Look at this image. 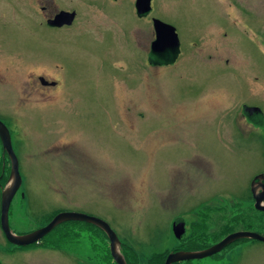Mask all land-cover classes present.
<instances>
[{"label": "rangeland", "instance_id": "obj_1", "mask_svg": "<svg viewBox=\"0 0 264 264\" xmlns=\"http://www.w3.org/2000/svg\"><path fill=\"white\" fill-rule=\"evenodd\" d=\"M49 2L0 0V121L22 178L11 231L33 232L60 212L93 216L139 264L180 243L179 218L189 252L223 238L222 218L264 235L250 193L264 170V126L240 116L247 106L264 122V0H152L150 17L175 29L180 52L157 67L146 62L150 17L138 18L134 0H64L78 3V22L59 29L38 25ZM45 72L56 89L38 82ZM79 159L87 173L76 172ZM82 225L23 248L0 228V264H106L103 232ZM189 264H264V243Z\"/></svg>", "mask_w": 264, "mask_h": 264}, {"label": "water", "instance_id": "obj_2", "mask_svg": "<svg viewBox=\"0 0 264 264\" xmlns=\"http://www.w3.org/2000/svg\"><path fill=\"white\" fill-rule=\"evenodd\" d=\"M151 0H136L135 1V9L136 13L139 16L146 15L150 12ZM70 20L73 19L74 14H69ZM154 30L156 38L152 43V52H157L164 50L166 48L172 47L179 49L178 37L175 33V29L169 25L164 24L159 20H154ZM0 141L2 145L3 154L5 153L10 162V173L5 185L1 188L0 195V228L6 238V240L17 247H26L33 244L38 243L42 238H44L47 234H49L54 228L59 226L60 224L77 221V222H85L97 227L101 230L108 239L109 242V253L112 257L115 264H127L126 260L121 252V242L116 235V233L111 229V227L103 220L88 216L85 214H78L72 212H60L56 214L52 220L43 226L42 228L35 230L33 232L24 234V235H16L14 234L9 226V209L11 202L18 192L22 179L19 172V164L18 159L13 151L11 144V136L7 126L0 121ZM264 177L256 176L251 181L250 192L254 199V208L257 211L264 212V193L256 194L254 191V184L256 181L261 180ZM181 221V222H180ZM180 222V223H177ZM172 231L174 237L177 240H180L185 236V222L183 220L176 219L172 225ZM239 240H253L264 243V235L253 231H235L220 241L215 243L214 245L195 252H175L169 253L164 261V264H174L176 262L181 261H191V260H199L207 257H211L214 254H217L223 251L226 247L231 245L234 242Z\"/></svg>", "mask_w": 264, "mask_h": 264}, {"label": "flooded vegetation", "instance_id": "obj_3", "mask_svg": "<svg viewBox=\"0 0 264 264\" xmlns=\"http://www.w3.org/2000/svg\"><path fill=\"white\" fill-rule=\"evenodd\" d=\"M67 1H69V0H67ZM107 1H109V2H119V0H107ZM135 1L136 0H134V10H135ZM70 2H71V0H70ZM77 4L78 3H74L73 6H71V7H74V5H77ZM66 5H67V3L64 2V0H50V2L48 3V5L46 7L41 8V10H42L41 14L40 15L38 14L39 15V19H40V22L38 23V25L39 26L45 25V26H47L48 28H51V29L52 28H54V29L70 28L71 26H73L76 22H78L77 10L73 9L71 7H68ZM150 5H151V10L146 15L139 16V15H137L136 10H135V14L138 16V18H148V17H150V15L152 14V11H153L152 0H151V4ZM68 8H70L71 10H68ZM69 14H74L73 19L70 20V17L68 16ZM154 20H155L154 17H150V22H151L152 29H153V40H152L149 48L145 49V50H147L146 51L147 52L146 55H149V58L146 60V62L148 61L151 64V66H153V67H157V66H159L161 64H164L167 61H170V62H172V64H175L178 61V58L180 56L179 49L169 47V48H166L164 50L157 51V52L156 51L152 52V50H151L152 49V43L154 42V40L156 38L155 30H154V23H153ZM168 57H170L169 60H167ZM45 73H46L45 76L37 75L38 82L45 88L56 89L58 87L57 81L53 78V76L50 73H48V72H45ZM240 112H241V115H240L241 116V120L245 121V123L248 126H250L252 130H256L261 125L264 126L263 119L260 116L259 111L256 110L255 108L242 106ZM0 151H1V157H0V190H1V187H2V173H3L2 164L4 162V159L8 160L7 157H4L6 155L3 154L1 141H0ZM84 160L86 161V163H85V165H82ZM84 160L83 161L81 159L78 160L79 168H81L83 170L84 169H90L92 167V165L89 164L90 162H88L86 159H84ZM83 170L76 171V172L77 173H87V170H84V171ZM52 171H53V169H52ZM256 176L264 177V170L261 171V172L256 173L252 177V180ZM254 191H255L256 194H259V193H262V192L264 193V178L263 179L261 178V180H259V181L257 180L256 181V183L254 184ZM251 198H252L253 208H254V199L252 197V194H251ZM263 204H264V202H263ZM173 220H172V222H173ZM172 222H171V224H172ZM180 222H177V223H180ZM82 223L84 225L87 224L85 222H82ZM192 224L193 223L191 222L190 225H189V229L190 230H192V227H191ZM87 225H90V224H87ZM91 230L93 232H97V233H99V231H100L95 226H94V228H91ZM187 230H188V223L186 221L185 222V236L183 238H181L180 240H178V241H180V243L176 247H174L172 249V251H168V254L169 253H175V252H188V245H190V242L192 241L191 239L193 238V236L190 235L189 237H187V234H188ZM225 236L226 235H223L222 237L224 238ZM104 237H105V240H106V243H107V247L105 246V250L109 251L108 239H107V237L105 235H104ZM220 240L215 241V243H217ZM238 242L239 241L232 243L231 245H229V248L234 246V245H236ZM208 247L209 246H206V248H208ZM226 249H227V247L224 250H226ZM124 251H125V253H123V255L125 257L126 263L129 264V262L131 263V259L127 255L126 250H124ZM104 255H105V257H107V253L105 251H104ZM216 255H218V253L214 254L213 256H216ZM109 256H110V254H109ZM103 260H104V257H103ZM105 262H106V264H115V262L113 261L111 256H110V258L107 257ZM189 263H190V261H181V262H176L174 264H189Z\"/></svg>", "mask_w": 264, "mask_h": 264}, {"label": "trees", "instance_id": "obj_4", "mask_svg": "<svg viewBox=\"0 0 264 264\" xmlns=\"http://www.w3.org/2000/svg\"><path fill=\"white\" fill-rule=\"evenodd\" d=\"M4 157H6V156H4ZM4 161H6V160L4 159ZM7 162H8V160H7ZM3 163H5V162H3ZM8 164H9V162H8ZM4 165H5V164H4ZM3 170H4V166H3ZM4 171H5V170H4ZM8 175H9V167H8V174H7V176L3 178L2 186H4L5 183L7 182ZM262 214H264V212H262ZM54 216H55V214L49 219V221H50ZM222 222H223V224H222V225H223V232H222V235H227V234L232 233V232L235 231V229H234L233 227H231L230 225H228V226H230V227H228V226L226 225V223H228V218H225L224 221H223V218H222ZM83 226L88 227V228H90V229H91V228H94V226H92V225H87V224H86V225L83 224ZM246 230H250V227H246ZM240 241H245V240H240ZM34 245H36V244H34ZM14 247H16V246H14ZM16 248H22V247H16ZM227 248H229V246H228ZM124 250H126V249L124 248V245L121 244V252H122V254L125 253ZM131 250H132V249H131ZM126 252H127V251H126ZM132 252H134V251L132 250ZM106 253H107V257L110 258V256H109V251H108V250H106ZM167 254H168V252H164V253H162V254L154 255L152 258H150V259L147 260V264H164V261H165V258H166V255H167ZM127 255H128V256L130 257V259H131V263L129 262V264H139V257L136 255V253H132V254L127 253Z\"/></svg>", "mask_w": 264, "mask_h": 264}, {"label": "crops", "instance_id": "obj_5", "mask_svg": "<svg viewBox=\"0 0 264 264\" xmlns=\"http://www.w3.org/2000/svg\"><path fill=\"white\" fill-rule=\"evenodd\" d=\"M222 226V225H221Z\"/></svg>", "mask_w": 264, "mask_h": 264}]
</instances>
